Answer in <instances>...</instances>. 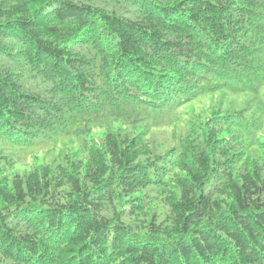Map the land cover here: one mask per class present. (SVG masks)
<instances>
[{"label": "trees", "instance_id": "obj_1", "mask_svg": "<svg viewBox=\"0 0 264 264\" xmlns=\"http://www.w3.org/2000/svg\"><path fill=\"white\" fill-rule=\"evenodd\" d=\"M0 264H264V0H0Z\"/></svg>", "mask_w": 264, "mask_h": 264}, {"label": "rangeland", "instance_id": "obj_2", "mask_svg": "<svg viewBox=\"0 0 264 264\" xmlns=\"http://www.w3.org/2000/svg\"><path fill=\"white\" fill-rule=\"evenodd\" d=\"M95 132H96V134L100 133L99 130H96ZM42 153L43 152L41 150L40 151H37L36 153H30L27 158L29 160H32V156L34 157V155H36L37 157H42L43 156Z\"/></svg>", "mask_w": 264, "mask_h": 264}]
</instances>
